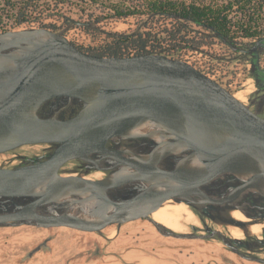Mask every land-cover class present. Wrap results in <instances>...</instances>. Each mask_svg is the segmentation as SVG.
I'll return each mask as SVG.
<instances>
[{
    "label": "water",
    "instance_id": "95a60500",
    "mask_svg": "<svg viewBox=\"0 0 264 264\" xmlns=\"http://www.w3.org/2000/svg\"><path fill=\"white\" fill-rule=\"evenodd\" d=\"M62 98L81 104L74 116L39 117L45 103ZM137 138L152 141L153 151L107 178L60 174L71 160L88 161V155L105 152L107 141ZM38 144L56 147L46 159L0 167V200L21 203L0 214V226L98 233L147 219L165 237L217 236L239 254L219 231L176 233L149 219L162 197L153 202L142 195L120 203L110 200L107 191L144 182L145 159L176 156L174 173L182 184L231 174L241 188L264 198V119L191 64L162 54L95 56L44 27L0 32V154ZM160 184L172 182L165 177ZM241 224L233 220V226Z\"/></svg>",
    "mask_w": 264,
    "mask_h": 264
},
{
    "label": "rangeland",
    "instance_id": "374dc122",
    "mask_svg": "<svg viewBox=\"0 0 264 264\" xmlns=\"http://www.w3.org/2000/svg\"><path fill=\"white\" fill-rule=\"evenodd\" d=\"M45 2L46 3H39L42 13L37 15L38 17L36 21L32 22V24L29 23L22 25L14 30L40 28L42 26L53 28L54 26L55 30L50 28L47 29L63 33L71 43L83 48H98L111 40L106 37V33L131 34L134 31H137L138 25L142 22L141 17H127L124 19L105 18L106 14L110 12L109 2L106 0L102 3L103 6L89 3L76 4L73 1L70 3L64 1L61 3V0H46ZM58 13H63L68 18L80 23L92 22V27L94 26L95 29L85 30L83 29L85 26H77L73 23L66 25L63 20L59 18L57 15ZM239 14L240 13L235 15L234 11H231L234 20ZM96 17H102L104 19H102L100 23L95 24L93 22ZM12 22L13 19H10L6 24L10 26ZM159 26H161L160 28L164 27L169 29L171 25L170 23H161ZM261 27L264 29V22L261 24L260 28ZM157 28L158 26H156L153 31H156ZM194 28L200 32H204L199 28ZM210 40L212 43L208 46H204L201 49V52H190L188 49L184 50L181 53L183 59L192 66L197 67L206 73H212L213 70H218L220 76H224V78L227 80L229 79L231 82H236V85L234 86L236 88L225 89L233 94L234 98H236L235 95L239 94L241 99H236L244 104L253 94L255 86L250 73L251 64L249 57L241 50L247 49L249 45L259 39H243L238 36L234 39V48L222 44L216 38L212 37ZM157 44H160V46L165 49L170 48L167 41H163L162 43L149 41L147 46L150 47L151 45ZM171 54L176 55L173 51ZM260 66L264 68V53L260 55ZM46 149L47 144L26 145L10 152L0 154V167H16L19 164L20 157H34L36 155H41ZM69 173L75 176L78 175L72 164H65L61 168L60 174L66 176L69 175ZM99 176L100 173L93 172L89 174L88 177L94 178ZM186 210L187 211L182 214V219L178 221L182 227V230L178 233L201 235L200 232H204L202 224L193 216L187 207ZM188 212L191 214L190 221L186 220V218H189ZM172 214H175V211H172ZM193 224L199 231H193L191 229V225ZM206 225L208 228L218 230L224 237L230 235L229 230L231 227L226 226L224 223H213L207 220ZM119 228H121L123 234L131 236L132 239L134 235L145 238L152 235L159 238L165 237L157 231L155 226L149 220H135L124 223L120 226H108L98 233L81 232L67 227L42 229L29 225L0 226V264H20L26 262L38 255L47 253L48 248L52 246L69 249L74 257L73 260L78 259L74 261V264H79L84 260L100 257L102 254V245L107 242V237H113ZM202 235L209 236V233H204ZM249 235L251 240L256 238L255 235H251L250 233ZM258 235L260 236V233ZM241 237H243V234ZM167 238L171 241L176 240V242H179L184 246L200 249L201 251L204 250L216 254H226L237 264H262L245 259L242 256H256L264 259L263 254L257 253L253 255L251 253L252 251L247 249H241L239 250V254H237L226 247L217 236L205 239ZM132 239H129L126 244H132Z\"/></svg>",
    "mask_w": 264,
    "mask_h": 264
},
{
    "label": "flooded vegetation",
    "instance_id": "af4514ba",
    "mask_svg": "<svg viewBox=\"0 0 264 264\" xmlns=\"http://www.w3.org/2000/svg\"><path fill=\"white\" fill-rule=\"evenodd\" d=\"M241 51L249 57L250 73L255 86L253 94L246 100L244 105L257 117L264 119V68L260 66V55L264 53V38L257 40L249 45L247 49ZM80 108L81 104L78 101L72 100L71 103H67V100L62 98L59 101L51 100L45 103L38 110V115L39 117L56 116V118L63 120L74 116ZM55 147V145H47V149L41 155L20 157L18 166L46 159ZM105 149L106 151L103 153L88 155V161L71 160L66 164L73 165L75 172L78 173L76 176H87L85 178L89 180H102L119 171L122 167L126 168L127 163L136 156H149L154 149V143L148 139L140 138L115 139L107 141ZM177 161L176 156L145 159L144 169L146 168V174L144 176L146 178L144 182L133 180L109 189L107 191L108 198L123 203L142 195H149L153 202L159 197L163 198L160 207L166 201L184 204L202 224L204 232H200L201 235L204 233L210 235L214 231H218L208 228L206 225L207 220L234 227L233 220L235 219L231 214L238 211L247 219V222H242L243 224L239 228L243 233V237L235 239L227 235L225 238L237 249L238 253L241 249H247L252 251L253 255L261 253L264 256V198L252 190L241 188L242 182L231 174L219 175L202 184L193 181L182 184L176 179L177 176L174 173ZM128 171H133V169L129 167ZM93 172L100 173V176L88 177ZM69 175L72 174L69 173ZM165 177H168L172 182L168 187H163L160 184ZM15 205H21V203L0 200V214L13 212L16 208ZM150 216H148L149 219H151ZM253 225H259L261 231L260 236L257 235L255 239L251 240L248 228ZM191 229L199 231L194 224L191 225ZM246 257L264 260L256 256Z\"/></svg>",
    "mask_w": 264,
    "mask_h": 264
},
{
    "label": "trees",
    "instance_id": "16d2710c",
    "mask_svg": "<svg viewBox=\"0 0 264 264\" xmlns=\"http://www.w3.org/2000/svg\"><path fill=\"white\" fill-rule=\"evenodd\" d=\"M46 0H0V32L17 29L23 24H29L37 19L42 9L40 2ZM89 3L102 5L105 0H61L63 2ZM109 2L110 12L105 18L124 19L127 17H141L142 22L137 31L131 34H110L111 39L98 48L79 49L95 56H129L130 49H135L134 55L162 54L170 58L181 59V51H198L202 46L212 43V37L222 44L234 48V39L264 38V29L260 26L264 22V0H106ZM39 6V8H38ZM240 13L235 22L229 17L232 8ZM67 25L72 23L63 13L57 14ZM13 19L12 24L7 21ZM102 17H96L98 24ZM161 23H170V28H160ZM234 23V24H233ZM236 28H232V25ZM165 25V24H164ZM158 26L156 31H153ZM55 30V27L42 26ZM196 28L201 29L200 32ZM83 29L92 30V22ZM208 34H206V33ZM162 43L167 41L170 48H162L160 44L151 45L146 50L148 42ZM173 52L176 55L171 54Z\"/></svg>",
    "mask_w": 264,
    "mask_h": 264
},
{
    "label": "crops",
    "instance_id": "0c3cea01",
    "mask_svg": "<svg viewBox=\"0 0 264 264\" xmlns=\"http://www.w3.org/2000/svg\"><path fill=\"white\" fill-rule=\"evenodd\" d=\"M129 239L132 237L119 228L113 237H107L100 257L79 264H237L226 254L190 248L167 237L134 235L133 243L127 245ZM73 259L69 249L52 246L47 253L20 264H74L78 259Z\"/></svg>",
    "mask_w": 264,
    "mask_h": 264
},
{
    "label": "bare ground",
    "instance_id": "6f19581e",
    "mask_svg": "<svg viewBox=\"0 0 264 264\" xmlns=\"http://www.w3.org/2000/svg\"><path fill=\"white\" fill-rule=\"evenodd\" d=\"M237 99H241L240 95H235ZM166 201V200H165ZM163 203V202H162ZM172 211H175V214H172ZM186 206L184 204H175L170 201H166L165 204H163L158 210L153 212L150 216V218L169 230L173 232H180L182 230L181 225L179 224V220L182 219V214L186 212ZM188 217L186 218L187 221L191 220V214L188 212ZM233 219L241 222H247V219L238 211H235L231 214ZM257 224V223H256ZM260 226L259 225H253L248 228V232L251 235L257 236L260 233ZM229 234L232 238L240 239L242 238V231L237 227H231L229 230Z\"/></svg>",
    "mask_w": 264,
    "mask_h": 264
},
{
    "label": "built area",
    "instance_id": "2783aa9c",
    "mask_svg": "<svg viewBox=\"0 0 264 264\" xmlns=\"http://www.w3.org/2000/svg\"><path fill=\"white\" fill-rule=\"evenodd\" d=\"M232 10L234 11V14L235 15H237L238 14V12H236L235 11V7H233L232 8ZM239 16H240V14H239ZM228 18H230L231 20H232V22H235V20H236V18H237V16H236V18H235V20H234V18L232 17V15H231V13L229 14V17ZM32 24V23H31ZM234 24V23H233ZM23 25H26V24H23ZM232 25V24H231ZM232 28H236L235 27V25H232ZM14 30V29H13ZM204 46H202L198 51H193V52H201L202 50V48H203ZM150 49V47L149 46H147L146 47V50H149ZM184 50H186V49H184ZM184 50H182L181 51V53L184 51ZM135 52H136V50L135 49H130V50H128V54H129V56H134V54H135ZM189 52V51H188ZM190 52H192V51H190ZM152 54H156V53H152ZM180 60H183V61H185L184 59H183V57L180 59ZM187 62V61H186ZM188 63V62H187ZM197 70H199L200 72H202L203 74H205L206 76H208L210 79H212L213 81H215V82H217L219 85H221L223 88H236V87H234L235 85H236V82H231L229 79L227 80L226 78H224V76H220L219 74H218V70H213L212 71V73H210V72H204L203 70H201V69H198L197 67H195ZM217 75V76H216Z\"/></svg>",
    "mask_w": 264,
    "mask_h": 264
}]
</instances>
